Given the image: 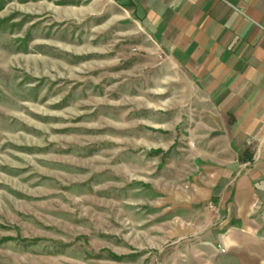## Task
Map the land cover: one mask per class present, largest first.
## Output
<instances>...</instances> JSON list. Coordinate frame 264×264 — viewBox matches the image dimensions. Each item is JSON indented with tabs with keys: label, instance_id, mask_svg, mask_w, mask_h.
<instances>
[{
	"label": "rangeland",
	"instance_id": "rangeland-1",
	"mask_svg": "<svg viewBox=\"0 0 264 264\" xmlns=\"http://www.w3.org/2000/svg\"><path fill=\"white\" fill-rule=\"evenodd\" d=\"M214 108L119 0H0V264H225Z\"/></svg>",
	"mask_w": 264,
	"mask_h": 264
},
{
	"label": "crops",
	"instance_id": "crops-1",
	"mask_svg": "<svg viewBox=\"0 0 264 264\" xmlns=\"http://www.w3.org/2000/svg\"><path fill=\"white\" fill-rule=\"evenodd\" d=\"M119 2L217 112L194 176V201L217 213L204 239L225 264H264V0Z\"/></svg>",
	"mask_w": 264,
	"mask_h": 264
},
{
	"label": "built area",
	"instance_id": "built-area-1",
	"mask_svg": "<svg viewBox=\"0 0 264 264\" xmlns=\"http://www.w3.org/2000/svg\"><path fill=\"white\" fill-rule=\"evenodd\" d=\"M221 250L224 252L226 249H225V247H221Z\"/></svg>",
	"mask_w": 264,
	"mask_h": 264
}]
</instances>
